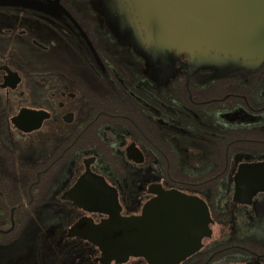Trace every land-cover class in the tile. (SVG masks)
Instances as JSON below:
<instances>
[{
    "label": "flooded vegetation",
    "instance_id": "obj_1",
    "mask_svg": "<svg viewBox=\"0 0 264 264\" xmlns=\"http://www.w3.org/2000/svg\"><path fill=\"white\" fill-rule=\"evenodd\" d=\"M123 1L0 0V229L37 219L49 257L103 264L70 235L78 221L143 217L176 192L212 230L178 264H264V190H237L264 166V62L220 75L174 51L152 60L127 38ZM82 192L117 208L89 211Z\"/></svg>",
    "mask_w": 264,
    "mask_h": 264
},
{
    "label": "water",
    "instance_id": "obj_2",
    "mask_svg": "<svg viewBox=\"0 0 264 264\" xmlns=\"http://www.w3.org/2000/svg\"><path fill=\"white\" fill-rule=\"evenodd\" d=\"M123 2L126 20H130L128 40L152 60L162 56L165 62L174 51L190 56L196 67L213 69L220 75L264 62V0ZM240 186H248L249 195L264 190V166L241 175L237 190H245ZM74 200L80 205L83 202L89 211L117 208L100 192L83 193ZM197 202L176 192L163 193L145 206L143 217L125 218L113 212L100 224L83 218L72 227L70 235L97 245L103 264L125 262L130 256H143L149 264H178L198 250L203 236L212 234L207 213L200 216L204 218L200 222L195 220L198 215L188 213ZM160 209L167 210L161 212L163 221L156 212ZM11 220L12 226L0 232L13 229V215Z\"/></svg>",
    "mask_w": 264,
    "mask_h": 264
},
{
    "label": "trees",
    "instance_id": "obj_3",
    "mask_svg": "<svg viewBox=\"0 0 264 264\" xmlns=\"http://www.w3.org/2000/svg\"><path fill=\"white\" fill-rule=\"evenodd\" d=\"M4 187L12 188V185L6 182ZM6 210L2 203H0V227L4 226L3 223L5 221H7V225L9 224V212L6 213ZM38 217L35 216V218ZM25 220L26 217L21 213H15L16 223L22 225ZM40 225L36 219L29 228L19 226L16 237L13 236L16 230H13L9 234L0 233V264H61V256L60 258L58 256H48V252H46L47 245L43 237V229ZM16 245L19 258L18 262L13 260Z\"/></svg>",
    "mask_w": 264,
    "mask_h": 264
},
{
    "label": "rangeland",
    "instance_id": "obj_4",
    "mask_svg": "<svg viewBox=\"0 0 264 264\" xmlns=\"http://www.w3.org/2000/svg\"><path fill=\"white\" fill-rule=\"evenodd\" d=\"M46 252H49V249H47ZM47 254H48V253H47Z\"/></svg>",
    "mask_w": 264,
    "mask_h": 264
}]
</instances>
